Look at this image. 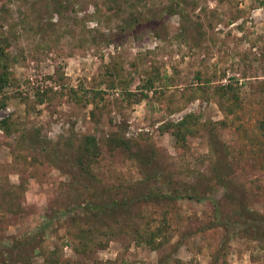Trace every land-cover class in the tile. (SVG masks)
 <instances>
[{
  "label": "rangeland",
  "instance_id": "1",
  "mask_svg": "<svg viewBox=\"0 0 264 264\" xmlns=\"http://www.w3.org/2000/svg\"><path fill=\"white\" fill-rule=\"evenodd\" d=\"M167 3L0 0L10 80L0 89V120H8L0 128V243L23 242L20 264H264V232L227 234L210 198L168 203L171 238L162 248L135 243L133 229L160 218L163 201L108 226L89 209L93 190L40 150L65 159L72 138L95 135L92 175L118 195L157 174L181 189L214 187L232 219L243 221L246 210L264 216V0H179L173 13L146 18ZM108 70L122 77L111 88ZM156 75L154 87L143 88ZM37 85L52 88L43 102ZM78 85L104 90L105 100L74 103L65 91ZM189 113L186 143L161 130Z\"/></svg>",
  "mask_w": 264,
  "mask_h": 264
},
{
  "label": "trees",
  "instance_id": "2",
  "mask_svg": "<svg viewBox=\"0 0 264 264\" xmlns=\"http://www.w3.org/2000/svg\"><path fill=\"white\" fill-rule=\"evenodd\" d=\"M107 1L115 4L119 2V0ZM175 5H180L179 0H168V3L164 6V8H162L159 13H152L146 16V18L150 19L154 16H162L164 12L173 13L174 10H172V8H174ZM135 20H137V18L126 21V26H129ZM8 66L9 62L7 49H5V47H0V89L2 88V86L10 84V80L6 74ZM107 74H110L113 80L108 84L109 88L114 86V80H120V78H122L119 72L114 73L113 70H108ZM158 77L160 76L156 75L154 77L147 78L143 85V88H153L155 78ZM59 79H62L61 75ZM121 82L122 81H119V83ZM230 86L231 84H228L226 87L222 85L220 86V88L222 91H228L231 89ZM33 88L34 97L38 102H43L48 93L52 91L51 87L42 88L41 85H37ZM60 92H62L61 89ZM66 92L68 97L76 104L86 105L91 102L94 104V107H98V101L96 99L105 100V91L102 89L92 90L86 89V87L82 85H78L75 87H68V89L66 88L65 93ZM125 94L128 98L135 95V93H132L128 90H126ZM141 94L143 97L147 96V93L143 91H141ZM138 99H140V97ZM194 117L195 113H189L175 123L167 122L165 125L161 126V130L171 129V132L176 138L177 143L184 144L186 143L188 137L191 135L189 121ZM7 121V119L0 120L1 129L8 128ZM115 140L116 146L125 148L129 147V143L126 142L125 139L116 138ZM70 145V156L65 159L60 158V156L56 152L50 150L48 147L43 146L40 148V150L45 153V155L48 157L50 162L54 164V166L61 170H66V172H68L70 176L82 186L93 190L94 199L87 203L89 209L95 211V214L100 217H102V214L105 215V217L110 222L108 226L115 222H119L118 220L121 217L126 216V213L131 216L133 214L132 209L138 207L139 205L157 201H163L164 204L167 205V207L164 208L160 218L152 219L150 221H154L155 223L151 224L150 222H147L144 223V226L137 225L133 229L134 234L132 238L137 244H143L151 250H157L162 248L169 242L171 238V209L169 208L168 203H172L179 197H185L192 200H205L207 198L212 199L214 202L215 224L223 226L227 234L238 233L244 227H246V230L252 229L258 234L264 232V216L262 214H259L255 211L246 210V212L251 213L249 216H246V214L243 213L245 216L244 218H242L243 221L241 222L240 220L232 219L229 216L223 214L219 203L215 201L214 197L210 193L215 189L212 186L199 188V184H194L191 186V188L181 189L178 186H172L168 184V182H165L166 180L163 181L160 179L159 181L157 174H151L148 176V180H146L145 184L141 183L139 189H137L138 187L136 186H130V193H127L125 191L123 192V194L118 195L111 187L104 188L101 185H98L96 177L92 175L91 166L100 155V147L96 136L86 134L83 137H75L74 139L72 138V140L70 141ZM153 154L154 153L152 152L147 154L145 158L146 161H144L145 164L148 165L154 161V159L152 158ZM164 188L166 190H164ZM133 190L135 192H132ZM99 211L101 213H99ZM118 217L119 219H117ZM111 219L112 221H110ZM45 224V221L42 222L41 226L36 229L38 230L43 228ZM22 243L23 242H15L14 244L0 243L1 262H3L4 264H20L18 261V255L21 254V252L19 251ZM81 247L85 249L87 247V243H78L75 246V249L79 251L81 250ZM208 264H216V261L211 260Z\"/></svg>",
  "mask_w": 264,
  "mask_h": 264
}]
</instances>
